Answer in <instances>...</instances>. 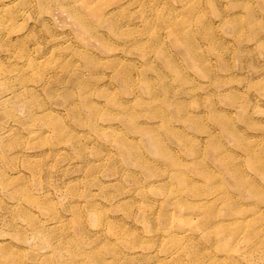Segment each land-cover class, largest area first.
Listing matches in <instances>:
<instances>
[{
	"label": "rangeland",
	"instance_id": "1",
	"mask_svg": "<svg viewBox=\"0 0 264 264\" xmlns=\"http://www.w3.org/2000/svg\"><path fill=\"white\" fill-rule=\"evenodd\" d=\"M0 264H264V0H0Z\"/></svg>",
	"mask_w": 264,
	"mask_h": 264
}]
</instances>
